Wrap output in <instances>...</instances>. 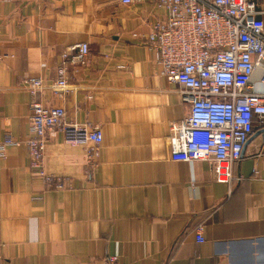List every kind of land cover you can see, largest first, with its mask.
I'll return each mask as SVG.
<instances>
[{
	"label": "crops",
	"instance_id": "crops-1",
	"mask_svg": "<svg viewBox=\"0 0 264 264\" xmlns=\"http://www.w3.org/2000/svg\"><path fill=\"white\" fill-rule=\"evenodd\" d=\"M166 15L155 0H0V264H264V128L255 127L232 184L217 181L208 160L171 159L170 122L190 105L134 35ZM79 42L90 53L70 65L60 96L50 84ZM27 77L47 86L32 95ZM33 100L100 126L97 163L87 160L93 143L72 145L55 129L45 168L56 180L36 175Z\"/></svg>",
	"mask_w": 264,
	"mask_h": 264
},
{
	"label": "built area",
	"instance_id": "built-area-1",
	"mask_svg": "<svg viewBox=\"0 0 264 264\" xmlns=\"http://www.w3.org/2000/svg\"><path fill=\"white\" fill-rule=\"evenodd\" d=\"M132 4L139 0H120ZM167 15L153 21L147 34L134 33L155 52L165 77L182 86L190 105L186 117L170 122L167 144L174 161L208 160L217 181L232 184L234 164L255 127L264 128V7L256 0H155ZM87 42L75 43L62 54L58 78L50 87L62 96L68 88L70 65L83 63ZM25 86L37 95L47 85L41 77H27ZM262 85L259 89L258 85ZM27 139L30 168L44 180L54 179L45 168V144L60 129L72 144L93 143L87 160L97 163L103 141L98 125L66 119L63 106L33 100ZM13 143L8 140L5 144ZM4 150V144L0 146ZM62 187V181L57 182ZM204 241V225L196 229ZM1 249V243H0ZM0 252V260H1ZM111 264H120L116 257Z\"/></svg>",
	"mask_w": 264,
	"mask_h": 264
}]
</instances>
